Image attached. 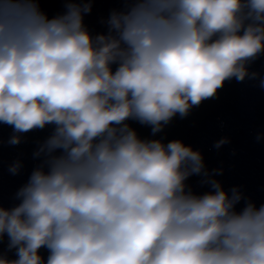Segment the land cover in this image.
Masks as SVG:
<instances>
[{
  "label": "clouds",
  "instance_id": "obj_1",
  "mask_svg": "<svg viewBox=\"0 0 264 264\" xmlns=\"http://www.w3.org/2000/svg\"><path fill=\"white\" fill-rule=\"evenodd\" d=\"M41 2L0 0L7 144L51 129L18 203H0V244L15 256L0 251V264H264V203L225 190L200 151L130 124L156 137L226 81L264 90L250 70L264 56V0H118L95 34L84 23L95 0H60L51 17Z\"/></svg>",
  "mask_w": 264,
  "mask_h": 264
}]
</instances>
